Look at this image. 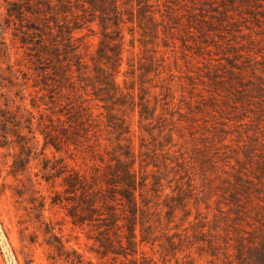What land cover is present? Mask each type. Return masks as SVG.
Masks as SVG:
<instances>
[{
	"label": "rangeland",
	"instance_id": "374dc122",
	"mask_svg": "<svg viewBox=\"0 0 264 264\" xmlns=\"http://www.w3.org/2000/svg\"><path fill=\"white\" fill-rule=\"evenodd\" d=\"M0 264H264V0H0Z\"/></svg>",
	"mask_w": 264,
	"mask_h": 264
}]
</instances>
